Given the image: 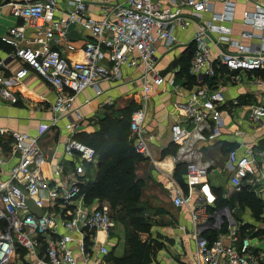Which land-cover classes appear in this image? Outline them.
Listing matches in <instances>:
<instances>
[{"label": "built area", "instance_id": "obj_1", "mask_svg": "<svg viewBox=\"0 0 264 264\" xmlns=\"http://www.w3.org/2000/svg\"><path fill=\"white\" fill-rule=\"evenodd\" d=\"M0 1L15 19L21 20L20 25L0 36V43L7 48L6 55L0 57V71L9 61L17 66L9 76L0 73V101L15 104L17 96L11 86L32 71L55 94L50 126L64 119L63 128L68 132L61 161L51 155L52 148L43 151L37 137L0 128V138L11 141L16 155L7 177L0 178V264H15L17 260L22 264H80L79 257L83 264H106L115 221L106 203L85 200L83 187L90 180L87 168L96 165L97 156L92 147L75 138L81 121L79 110L73 106L75 96L91 87L99 94L100 81L119 80L123 67H140L137 80L141 93L129 128L136 152L146 156L148 95L166 85L174 92L180 90L174 78H166L157 69L159 48L168 51L176 44L177 33L193 25L188 76L195 87L188 90L187 102L176 103L181 118L170 126V137L180 146L188 137L183 123L199 125L209 120L205 138L216 140L224 126L219 107L226 101L213 85L219 69L236 83L243 75L252 79L254 73L264 71V0H244L252 8L242 12L243 29L236 39L231 36L235 16L230 0H222L221 12H211L216 0H110L100 4L104 12L100 17L88 13L91 0H64L62 9L61 0ZM57 12L61 16L57 17ZM71 25L89 35L81 59L67 57L75 51L68 37ZM28 28L35 35L31 47L24 45ZM247 116L250 122H259L264 117V106H247ZM259 161L264 165V152L260 160L251 151L242 155L235 149L228 152V163L234 168L230 177L234 191L243 188ZM5 163V158H0V165ZM44 164L50 167L49 176L43 173ZM204 174V169L188 163V189ZM197 194L195 202L191 192L184 193L178 187L170 191L174 206L190 208L194 255L199 263L264 264V247L257 245L264 237L257 230L252 236L242 237L228 209L213 207L215 197L205 182Z\"/></svg>", "mask_w": 264, "mask_h": 264}, {"label": "crops", "instance_id": "obj_2", "mask_svg": "<svg viewBox=\"0 0 264 264\" xmlns=\"http://www.w3.org/2000/svg\"><path fill=\"white\" fill-rule=\"evenodd\" d=\"M230 1L234 3L235 16L231 24V36L236 39L243 29L240 24L242 12L252 7L244 0ZM110 2V0H91L88 13L100 17L104 13L100 10V4ZM222 5V0H216L211 12H221ZM62 6L65 7L64 0L60 2L61 9ZM184 11L189 12L188 9ZM210 14H206V17ZM56 16H61V12H57ZM20 24L21 20L15 19L10 14L9 7L0 1V36L8 28ZM193 30L192 25L187 30L178 32L176 44L172 45L168 51L159 48L157 69L166 78H174L180 85V90L174 92L167 85L162 86L150 93L146 102L144 130L148 154L146 156L139 154L142 160L135 164V175L142 185L140 205L144 219L149 224V231L140 233V239L158 242L151 264H200L194 255L195 244L191 234L190 208L176 207L172 203L170 191L176 187L184 193L191 192V197L196 202L197 191L205 182L215 197L213 207L229 210L232 207L226 205L225 202L232 200L235 193L245 199L242 195L247 192L259 200L261 206L257 212L245 204H236V207L231 209L235 216L237 212L242 213L241 217L238 213L235 219L239 232L241 231L240 235L242 237L252 236L251 233L257 230L259 235L264 237V165L259 161L253 173L245 179L243 188L236 192L230 184L234 168L228 163V152L232 149H235L238 155L251 151L257 160H260L264 152V117L259 122L253 123L247 116V106L251 104L264 106V71L254 73L252 79L243 75L241 82L236 83L229 81L226 72L219 69V78L213 85L222 92L226 100L225 104L219 107L224 123L221 135L214 141L205 138V128L207 125L210 126L209 120L199 125L183 123L188 130L187 139L180 146L171 142L170 126L181 118L178 115L176 103L187 102L190 97L188 90L195 87L193 79L187 76V63L183 64L180 60L183 55L191 54L190 38ZM25 37L24 45L28 47L35 45V35L31 28L26 29ZM68 37L75 46V51L68 53L67 57L70 60L81 59L83 57L81 49L89 39V35L79 27L71 25L68 28ZM6 49L0 43V57L6 55ZM214 57L213 53L211 59L214 60ZM16 67L14 62L9 61L7 68L0 73L3 72L4 75L9 76ZM140 73V67H123L122 77L119 80L100 81L97 84L99 94L93 87L78 93L73 101V106L81 114L77 134H91L97 131L100 119L109 111L108 107L113 106L112 112L120 116V111L126 106L132 102L137 104L141 93L140 83L137 80ZM11 89L17 96V102L10 104L0 101V128L37 137L39 147L43 151L52 148L53 154L51 155L62 161V144L68 132L63 128L66 122L64 119L60 120L55 127L50 126L52 117L50 107L55 98L52 87L30 71L21 82L12 85ZM109 101L112 103L110 104ZM0 158L6 160L5 164L0 165V178L2 179L7 177L11 165L16 162V155H13L10 140L0 138ZM188 163H193L205 170L204 176L196 180L191 189H188L186 182ZM42 170L45 176L50 175L48 164H44ZM90 174L88 167L89 179ZM249 229H252L251 233ZM205 235L212 239L211 234L206 233ZM99 238L101 240L102 236L100 235ZM223 242L227 244V239ZM256 242L253 241V243ZM111 243L109 246L112 256L121 257L126 249L125 230L124 226L117 221L112 231ZM257 245L264 247V240L258 242ZM19 254L21 256V252ZM77 259L80 264H83L80 257ZM15 264H22V262L17 260ZM86 264H92V262Z\"/></svg>", "mask_w": 264, "mask_h": 264}, {"label": "trees", "instance_id": "obj_3", "mask_svg": "<svg viewBox=\"0 0 264 264\" xmlns=\"http://www.w3.org/2000/svg\"><path fill=\"white\" fill-rule=\"evenodd\" d=\"M190 55L187 54L188 58L183 60V64L187 63L188 66ZM136 107L132 102L120 111V116L112 112L113 106L108 107L109 111L100 119L97 131L75 136L92 147L97 156L93 178L83 187L86 202L98 200L106 203L112 219L124 226L126 249L121 257L107 259L108 264H151L158 246V242L142 241L139 236L149 231V224L140 205L142 185L135 175V164L142 157L134 148L129 128L130 116ZM233 197L230 201H224L229 207L245 204L256 212L260 210L259 200L247 192L242 195L245 199L236 193Z\"/></svg>", "mask_w": 264, "mask_h": 264}, {"label": "rangeland", "instance_id": "obj_4", "mask_svg": "<svg viewBox=\"0 0 264 264\" xmlns=\"http://www.w3.org/2000/svg\"><path fill=\"white\" fill-rule=\"evenodd\" d=\"M187 58H188L187 55H183L182 57H180V60L183 61V60H185V59H187ZM95 169H96L95 165L92 166V167H90V171H91L90 178H91V179L93 178L94 170H95ZM231 209H232V208H231ZM231 209H230V210L228 209V211L230 212V214L233 216L234 219H236V216H237L238 213H239V216L241 217V214H242L241 212H237V213H236V216H235L234 211H231ZM249 232L251 233V232H252V229H249ZM111 244H112V243H111ZM111 250H112V248H111ZM110 257H112V251H111L110 254L106 257V261H105V262H107V259H109Z\"/></svg>", "mask_w": 264, "mask_h": 264}]
</instances>
